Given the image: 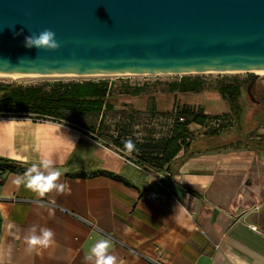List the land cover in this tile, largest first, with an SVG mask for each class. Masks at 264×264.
<instances>
[{"label": "crops", "instance_id": "obj_1", "mask_svg": "<svg viewBox=\"0 0 264 264\" xmlns=\"http://www.w3.org/2000/svg\"><path fill=\"white\" fill-rule=\"evenodd\" d=\"M91 134L0 116V159L29 168L47 157L65 184L63 193L39 198L14 183L25 172L0 168V264H85L104 238L118 264H264L263 147H203L179 163L182 149L170 168L154 170ZM151 186L161 201L145 195ZM34 225L53 230L55 244L29 253L24 237Z\"/></svg>", "mask_w": 264, "mask_h": 264}, {"label": "water", "instance_id": "obj_2", "mask_svg": "<svg viewBox=\"0 0 264 264\" xmlns=\"http://www.w3.org/2000/svg\"><path fill=\"white\" fill-rule=\"evenodd\" d=\"M44 29L59 50L25 47ZM254 70H264V0H0V73Z\"/></svg>", "mask_w": 264, "mask_h": 264}, {"label": "trees", "instance_id": "obj_3", "mask_svg": "<svg viewBox=\"0 0 264 264\" xmlns=\"http://www.w3.org/2000/svg\"><path fill=\"white\" fill-rule=\"evenodd\" d=\"M170 86L172 91L199 92L206 87V82L199 75H183L171 82ZM214 89L224 96L231 108L225 113L231 116L230 119L217 124L211 120L222 117L221 113H207L205 109L189 103L176 104L171 112L161 113L155 94L144 91L142 86L131 88L126 85L125 89H117L115 83L106 77L0 81V116L70 124L83 133H92L96 139H103L106 146L117 148L121 153L133 156L145 168L154 170H162L166 163L167 168H170L173 158L182 149L183 154L177 158L179 163L203 147L244 145L251 149L264 148V135L258 133L264 120L263 108L254 109L252 117L247 115L245 102L241 99L242 84L239 82H222ZM142 91L146 94L145 111L154 116H164L171 122L161 135L152 131L137 135L133 129V113L117 107L119 97L124 93L140 94ZM120 104L133 109L125 101H120ZM107 114H119L124 123L115 127V133L105 135L102 128ZM192 124L209 128L197 131ZM126 139H131L136 145L131 153L124 149L122 141ZM0 168L18 173L28 169L25 163L8 158L0 159ZM67 174L85 176L84 173ZM110 175L120 178L119 175Z\"/></svg>", "mask_w": 264, "mask_h": 264}, {"label": "rangeland", "instance_id": "obj_4", "mask_svg": "<svg viewBox=\"0 0 264 264\" xmlns=\"http://www.w3.org/2000/svg\"><path fill=\"white\" fill-rule=\"evenodd\" d=\"M254 72L251 71H205V72H193V73H161V74H109V75H39V76H23V77H3L0 76V81L18 80L23 82H32L44 79L55 78H70V79H84V78H99L106 77L115 83L117 89L127 86L144 87V91H150L156 95L157 107L161 113L171 112L176 104L189 103L200 109H208L210 111H222L221 115L227 119H230V115H226L231 108L222 94L214 89V86L222 82H239L242 84V100L245 102L244 109H247V115L252 117L254 109L262 107L264 110V73L259 74V78L253 87V94L255 100L260 101L258 103L251 99L247 91L250 78ZM183 75H199L205 82L206 87L199 92H181L172 91L170 83L179 80ZM142 91L139 93L126 92L119 97L117 107L125 109L129 113H133V129L136 134L141 136L145 132H154L156 135H161L165 132V129L170 125L164 116L159 117L146 112V94ZM120 101L129 103L133 109H128V106L121 105ZM133 111V112H132ZM142 112V113H141ZM165 115V114H163ZM124 120L119 114H107L103 126V132L105 135L115 133V127L122 125ZM64 124V123H61ZM72 126L70 124H64ZM262 125H264V120ZM197 131L207 130L209 127L205 126L200 128L199 124H192ZM92 135V134H91ZM83 154V145L79 146L78 150L73 155V161L76 162Z\"/></svg>", "mask_w": 264, "mask_h": 264}, {"label": "clouds", "instance_id": "obj_5", "mask_svg": "<svg viewBox=\"0 0 264 264\" xmlns=\"http://www.w3.org/2000/svg\"><path fill=\"white\" fill-rule=\"evenodd\" d=\"M19 35V34H18ZM25 47H35L39 50L57 51L61 44L56 40V34L51 29H44L39 34H31L25 37ZM124 149L131 153L135 150L136 145L131 139L122 141ZM61 173L55 170L54 161L44 157L39 164H33L23 174V179L17 178L14 183L23 185L24 188L34 193L39 198H44L49 193L56 191L63 193L65 184L59 183ZM26 251L31 253L37 248H49L55 244V233L50 228H39L32 226L28 234L24 237ZM110 238L98 240L85 254V264H118L117 257L110 252Z\"/></svg>", "mask_w": 264, "mask_h": 264}, {"label": "built area", "instance_id": "obj_6", "mask_svg": "<svg viewBox=\"0 0 264 264\" xmlns=\"http://www.w3.org/2000/svg\"><path fill=\"white\" fill-rule=\"evenodd\" d=\"M183 119V118H181ZM229 119L225 118L224 116L220 117V118H216V119H212L211 122L214 123V124H217L221 121H228ZM142 164H138L137 166L140 167ZM155 184L157 186H164V183L162 181V179L160 177H156L155 178ZM145 195L149 198H152L156 201H161L162 199V196H163V193L158 190L157 188H152V186L150 188H147L146 191H145ZM251 227L254 228V229H257V226L256 225H252L251 224Z\"/></svg>", "mask_w": 264, "mask_h": 264}, {"label": "bare ground", "instance_id": "obj_7", "mask_svg": "<svg viewBox=\"0 0 264 264\" xmlns=\"http://www.w3.org/2000/svg\"><path fill=\"white\" fill-rule=\"evenodd\" d=\"M254 73H264V70H254L253 71ZM60 75H70V74H60ZM85 75H97V74H85ZM0 76H3V77H14V78H17V77H23V76H39V74H11V73H0ZM54 128L57 129V133H59V126L58 125H54ZM43 133V132H42Z\"/></svg>", "mask_w": 264, "mask_h": 264}]
</instances>
